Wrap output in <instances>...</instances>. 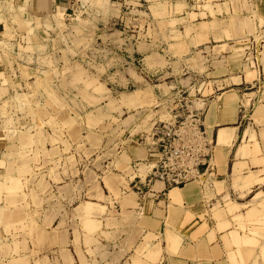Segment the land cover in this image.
Masks as SVG:
<instances>
[{
	"label": "rangeland",
	"instance_id": "1",
	"mask_svg": "<svg viewBox=\"0 0 264 264\" xmlns=\"http://www.w3.org/2000/svg\"><path fill=\"white\" fill-rule=\"evenodd\" d=\"M92 1L72 0L68 11L59 13L50 0H0V264H99V258L107 260L112 249L101 238L109 242L113 238L105 233L97 236L102 229L97 215L106 214L107 208L88 205L92 202L86 192L92 182L88 170L102 168L95 182L114 173L117 160L125 162L119 152L128 143H139L137 137L145 139V133H151L160 121H192V114L201 113L206 123L208 108L213 104L209 116L219 108L225 92L213 89L214 75L223 70L210 74L212 65L228 63L232 76L242 75L233 78L235 84L243 79L238 90L252 94L254 100L264 97V0L226 3L227 16L219 17L218 24L226 31L214 43L199 40L210 31L208 23H202L186 32L198 38L195 51L177 45L172 46L174 60L164 59L157 49L135 63L128 57L149 26L148 36L168 39L165 18L174 16L168 12L171 5L145 0L139 9L134 0L127 4L104 0V6L96 7ZM211 3L207 0L206 8ZM217 9L223 14L225 8L218 5ZM110 16L117 17L119 24L107 25ZM168 24L176 28L178 20L172 18ZM204 26L208 30L200 34ZM180 37L173 29L170 39ZM129 74L138 82L141 76H149L150 86L127 85ZM127 96L133 100L129 105L121 101ZM252 113L242 112L241 119L244 114L243 121H248ZM238 141L224 147H236ZM215 144L220 156L225 149L216 136ZM71 149L78 156L85 154L84 162L73 164L74 174L67 172L70 163L65 161ZM42 157L48 161L41 162ZM219 163L214 158V165ZM215 167L191 183L205 184L206 190L214 183L222 193V186L212 179ZM124 169L130 171L121 177L124 190L119 189V195L136 196L128 185L147 175L135 173L131 166ZM259 180L250 174L233 176L232 183L240 192ZM241 195L247 202L244 208L264 210L261 195ZM225 201L209 207L214 206L215 214L237 210L230 207V197ZM113 212L110 217L116 209ZM132 214L123 212V219L132 220ZM115 222L111 218L106 224Z\"/></svg>",
	"mask_w": 264,
	"mask_h": 264
},
{
	"label": "crops",
	"instance_id": "2",
	"mask_svg": "<svg viewBox=\"0 0 264 264\" xmlns=\"http://www.w3.org/2000/svg\"><path fill=\"white\" fill-rule=\"evenodd\" d=\"M160 1L166 3L167 6L171 5L168 12L174 15L170 17L169 14L165 18L167 25L165 33L168 39L160 36L161 38L156 40L148 36L149 26L144 30L141 40L134 46V54L128 57L132 63H135L140 57L150 56L157 49L164 59L174 60L177 57L174 52L172 53V46L177 45H181L179 48L188 50V52L195 51L198 38L189 37L186 32L202 23H208L210 31L199 40L207 39V43H214L216 38L224 36L226 30H224L225 27L218 25L219 17L227 13L226 3L230 2L231 4L232 0H211L209 9L206 8L207 0ZM50 3L56 11L61 13L63 10H69L72 0H50ZM177 3L182 4L180 6L183 7V10L178 11L181 13L175 16ZM218 5L225 8L223 14H220L219 9H217ZM32 8L34 9V7ZM36 11L42 13L48 9H36ZM230 11L232 13L231 6ZM172 18L178 20L176 28L168 24ZM106 24L109 26L113 24L112 27H114L119 22L117 17L110 16ZM173 29L181 34L180 39H170ZM207 30V27H202L200 34H205ZM137 33L139 34L140 31ZM187 55L188 53L184 54V56ZM218 65H212L209 70L210 74L220 73L223 70L221 74L214 75L212 86L215 92L221 90H225V92L223 97H219H222L219 99L220 101L217 100V102L219 101V108H215L209 116V110L213 104L208 108L206 125L218 141L220 130H227L228 134L232 135L229 143H222L221 149H225V151L221 150L219 156L217 149L214 157L215 162L219 161L220 163L215 164V176L213 175L212 179L215 178L216 183L222 186L223 192L220 193L214 183L210 184V190H206L205 184L194 185L191 183L182 188L167 189L165 184L156 182L153 187L154 193L146 199H142L138 194H136L137 197L130 195L128 192L124 196L119 195V189L124 188L120 181L121 177L130 171L124 167L131 166L135 173L147 175L155 166L157 154L150 149L143 137H137L141 144L138 142H135L136 145L128 143L119 152L121 153L120 157L124 158L125 162L121 164L119 158L114 173L106 178L103 177L98 182L94 181L95 175L99 173L102 175V168L93 166L87 173L92 181L86 187L87 195L92 200V202H88V205L92 206L93 203L107 208L106 214L97 215V222L102 224V229L98 231L97 236L105 233L113 238L111 242L101 238L103 245L108 249L111 248L112 252H108L107 260L102 261L99 258V264H125V259L127 260L126 264H264V210L260 206L255 211L250 207L244 208L247 202L241 195H261L260 201L264 202V97L258 99V95L257 100H254L251 97L252 94L242 92V88L238 90V86L244 84L243 79H241L240 84H235L233 78H241L242 75L232 76L228 63L224 62V65ZM128 76L127 85L129 86H138L139 89H146L150 86L149 76H141L143 79L141 82H138L133 75L129 74ZM136 76L139 77V75ZM219 83L222 87L218 86ZM231 94L237 95L238 100L236 98L233 101L232 98H229ZM236 101L238 102L234 105ZM242 112L245 115H249L250 112L253 113L248 121H243L245 115L243 114V119H241L240 114ZM251 135H254L255 138H250ZM237 138L239 140L238 146L227 149L224 147L226 144L234 143ZM83 154L78 156L72 149L69 154H65V161L70 163L71 171L66 169L69 174H74L76 170L72 171L73 164L79 161L84 162ZM41 159L43 162L45 158L42 157ZM54 159L56 158L54 157ZM45 160L48 161V159ZM114 162L112 160L111 163L114 164ZM81 165L82 170L85 171L84 164ZM219 167L224 168V170L220 172ZM66 168L69 167L66 166ZM61 170H64V167ZM250 174H255L256 178L260 180L249 186L248 190L235 191L232 183L233 176L247 177ZM119 177L120 179H117ZM239 185H244V182ZM209 196H213V198L210 200ZM227 196L230 197V207L237 210L230 212L226 209L225 212L215 214L213 208L216 202L223 205ZM48 197L50 198V196ZM209 204L214 206L211 208ZM113 209H116V214L110 217V212H113ZM123 212H132V216L130 215L132 220L125 221ZM143 213L145 216L141 218L140 215ZM111 218H115V225L108 226L106 223ZM98 257L100 256L98 255Z\"/></svg>",
	"mask_w": 264,
	"mask_h": 264
},
{
	"label": "built area",
	"instance_id": "3",
	"mask_svg": "<svg viewBox=\"0 0 264 264\" xmlns=\"http://www.w3.org/2000/svg\"><path fill=\"white\" fill-rule=\"evenodd\" d=\"M110 1L127 4L129 0ZM134 1L139 9L145 2ZM189 120L160 121L144 139L157 154V159L146 177L138 176L129 185L142 199L154 193L156 182L165 184L167 189L182 188L214 170L215 136L201 113L192 114V121Z\"/></svg>",
	"mask_w": 264,
	"mask_h": 264
},
{
	"label": "bare ground",
	"instance_id": "4",
	"mask_svg": "<svg viewBox=\"0 0 264 264\" xmlns=\"http://www.w3.org/2000/svg\"><path fill=\"white\" fill-rule=\"evenodd\" d=\"M41 1V0H40ZM43 2V1H42ZM94 3V6L96 7H102L104 6L106 3L104 2V0H94L92 1ZM182 3V2H181ZM181 3H177L176 4V9L175 11H181L183 10V7H181L180 5H182ZM44 4V3H43ZM34 7V6H33ZM205 27V26H204ZM261 35V34H260ZM259 42H261V40L259 39ZM260 47V46H259ZM159 55V54H158ZM161 86V85H160ZM234 94H231L229 96V98H232V100H236L237 98V95H234ZM126 97V96H125ZM121 98V101L125 104V105H129V103H132L133 100H131V97L130 96H127V98ZM226 100L228 98H225ZM226 100H222V101H226ZM21 133V132H20ZM220 135H219V144H225V143H229L231 138H232V135L231 134H228L227 130H220L219 131ZM130 149V148H129ZM142 150V149H141ZM215 156V155H214ZM4 227V226H3ZM15 227V226H14ZM7 243V242H6ZM17 243V242H16ZM10 248V247H9ZM14 250V249H13Z\"/></svg>",
	"mask_w": 264,
	"mask_h": 264
}]
</instances>
